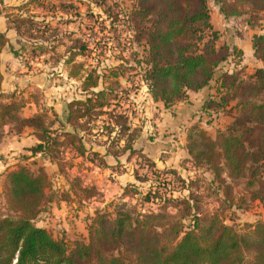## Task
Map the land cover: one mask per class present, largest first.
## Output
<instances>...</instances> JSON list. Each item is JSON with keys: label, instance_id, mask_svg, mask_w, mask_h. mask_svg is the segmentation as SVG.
<instances>
[{"label": "trees", "instance_id": "1", "mask_svg": "<svg viewBox=\"0 0 264 264\" xmlns=\"http://www.w3.org/2000/svg\"><path fill=\"white\" fill-rule=\"evenodd\" d=\"M43 1L29 0L24 7H40ZM100 2L101 6L106 5L107 0ZM216 2L224 17L264 14V0ZM209 20L207 0H137L131 22L137 42L145 50L141 62L146 67L144 82L152 100L161 102L165 108L185 101L188 93H198L214 84L215 96H210L202 109L227 116L231 123L214 139L198 125L189 127L186 162L196 171L210 173L222 186L224 198H229L231 193L227 180L240 182L250 201L257 202L264 210V33L251 38L253 55L261 67L250 75H245L243 70L222 71L220 66L229 60L234 49L216 47L217 33ZM7 22V30L18 34L20 26H24L28 33L35 30V35H28L31 40L41 39L42 44L47 41L44 31L32 29L39 26L32 17L9 16ZM17 45L19 49L14 50L0 34V54L6 46L19 58L24 55L33 58L45 50L37 42L19 41ZM87 50L81 43L70 55L84 56ZM71 61L69 58L64 64ZM119 70V73L115 69L109 71L111 83L107 76L98 75L95 70L84 75L74 73L82 81L83 99L68 101L61 118L51 108L25 118L21 113L27 105L25 101L17 100L14 94L6 96V102L1 101L6 93L2 91L4 77L0 69V140L5 128L15 134L28 128L38 142L26 149L31 157L40 155L44 159L59 154V150H70L77 157L86 158V140L79 133L96 130L97 134L105 132L104 136L109 137L115 131L116 146L122 143L123 147L119 145L122 149L114 155L106 151V155L115 159L126 154L129 157L134 153L137 135L120 111L122 95L117 91V78L122 76L121 71L130 69L125 65ZM103 117H107L105 122L101 121ZM91 154L99 159L100 167L106 166L101 156ZM150 164L153 167V162ZM165 172L172 177L176 174ZM5 175L2 194L6 211L19 216L10 218L7 212L0 213V264H264V222L238 233L223 224L217 211L200 214L196 202L184 198L172 199L168 204L175 214L168 213L167 205L161 208V213H141L137 206L121 202L125 197L140 194L135 185L124 189L120 196L123 198L112 204L111 213L95 212L87 221L86 238L68 247L35 224L42 213L45 191L51 186L44 169L40 167L34 172L21 166ZM136 180L142 183L146 179L136 177ZM178 181L193 182L179 177ZM74 182L78 183L79 179L69 183L67 193L76 201L81 199L79 192H87L88 186L79 189ZM159 195L150 189L137 199L144 203L154 199L153 203L160 199ZM248 255H252V260L248 261Z\"/></svg>", "mask_w": 264, "mask_h": 264}, {"label": "rangeland", "instance_id": "2", "mask_svg": "<svg viewBox=\"0 0 264 264\" xmlns=\"http://www.w3.org/2000/svg\"><path fill=\"white\" fill-rule=\"evenodd\" d=\"M28 1L0 0V34L5 36L14 50L19 49L17 45L19 41L37 42L38 45H43L45 50L33 58L29 55L19 58L9 52V46L2 49L1 54L7 51L10 58L0 61V69L4 77L2 83L4 87H2L7 92L1 101L6 102L5 97L11 94H14L17 100L25 101L27 106L21 112L24 117H32L36 112L49 110L52 106L56 111L61 109L60 106L64 107L65 112L67 100L84 98L81 92L82 81L77 76H73L74 73L83 72L84 75L95 70L98 75L107 76L108 83H111L109 71L115 69L119 73V67L126 65L130 70L121 71L122 76L117 78L119 83L117 91L122 95L120 111L127 116L128 126L131 131L134 130L137 139L134 142L132 155L129 157L127 154L123 155L116 163L111 162V165L100 167L99 159L92 156L91 152L102 154L108 151L110 155L119 152L122 149L119 145L123 146L122 143L116 146L118 134L115 131L109 137L104 136L105 132L97 134L96 130L92 133H79L86 140L84 142L88 150L86 158L77 157L74 151L59 150V154L54 153L42 159L40 155L31 157L30 153L22 147L25 145L23 142L25 137L19 145H22V148L18 154L16 152L18 150L12 148L14 146L12 140L20 134L5 128L0 144L2 147L6 146V149L0 154V158L1 160L6 158V162L10 160L11 163L16 159V164L2 170L3 173L0 174L1 214L7 212L10 218L19 216L8 209L6 211L2 192L5 174L16 167L25 166L34 172L40 167L43 168L51 184L49 190L45 191L42 213L35 219V224L46 229L54 239L63 241L68 247L74 241L86 238L87 221L94 217L95 212L111 213L112 204H116L123 198L117 194L123 193L128 185L121 188L122 191L116 192L118 191L116 187L111 188L107 184V181H115L112 175L130 174L134 178L132 185L137 187L140 194L135 197H125L121 202L137 206L141 213H161V208L167 205L168 213L175 214L176 211L168 204L172 199L176 201L184 198L188 201L192 200L190 201L192 203L196 202L200 214L205 212L210 215L217 211L223 224L232 227L238 233H245L256 223L264 222L263 208L257 202L250 201L240 182L230 183L227 180L226 184L231 186V193L229 198H224L222 186L210 173L204 170L196 171L186 161L168 164L164 168L161 165L157 167L153 163L151 167V159L147 157L143 149L138 148L149 147L148 138H151V135L153 139L157 137L154 130L151 132V95L143 78L146 67L141 64L145 50L143 44L137 42L136 32L131 22L137 0H107L106 5L102 6L100 2L102 0H44L43 6L25 5L24 7V3ZM207 8L210 25L218 37L216 47L229 46L234 49L229 60L220 66L221 70L229 72L243 70L245 75H250L258 66L261 67V62L253 55L251 38L253 35L264 33V14L224 17L216 0H207ZM9 16L32 17L33 21L39 24L32 29L39 28L40 32L44 31L47 41L42 44L41 39L31 40L28 35H35L36 32L33 30L28 33L24 26H20L18 34L11 29L8 32L7 18ZM81 43L88 49L84 56L70 55L71 50L79 49ZM69 58L72 61L65 65ZM70 73H72L71 77H69ZM213 86L214 84H211L203 94L198 95L197 109L188 116L189 127L198 125L211 139H214L218 132L224 131L231 123V119L227 116L204 112L202 109L203 100L215 96ZM28 104L31 105L28 106ZM106 119L107 117H103L101 121L105 122ZM182 139L179 128L178 136L172 139L175 142L176 153L183 149L180 145L183 144ZM169 150H171L169 157H173L174 151ZM38 157L41 161L37 159ZM164 157L166 158V156H160L159 161H165ZM94 166H97L100 171H96ZM165 171H173L176 174L172 177ZM97 172L104 174L101 183L107 188L106 194H101L96 186L92 185L93 188H89L91 186L88 184L87 192H79L81 199L77 198L74 201L72 194L67 193L69 183L79 179L78 183H74L80 189L84 185L85 177L90 179L91 183L94 180L97 181L96 177L99 176ZM136 177L146 180L141 183L136 180ZM178 177L180 180L193 182L182 183L178 181ZM196 179L199 180L196 181ZM150 189L154 192L158 191L160 199L153 203L154 199L150 203L139 202L137 198L145 196ZM85 195L89 197L86 198ZM50 199L51 201L46 202ZM247 259L252 260V255H248Z\"/></svg>", "mask_w": 264, "mask_h": 264}, {"label": "crops", "instance_id": "3", "mask_svg": "<svg viewBox=\"0 0 264 264\" xmlns=\"http://www.w3.org/2000/svg\"><path fill=\"white\" fill-rule=\"evenodd\" d=\"M23 2H24V0H23ZM8 32H9V30H8ZM9 58L10 57H9L7 51L5 53H3V55L0 54V61L6 60ZM2 86L4 87V84H2ZM3 87H2V89H3ZM3 92L7 93L4 91V89H3ZM203 92H205V89L198 92V93H188L187 99L185 101L176 103L175 105H173L170 108H165L161 102H155L151 98V132H152V130H154V134L157 138L153 139V137L151 135V138L150 137L148 138L150 146L149 147L144 146L143 148L142 147H138V148L143 149L144 153L147 154V157L150 158L151 162L156 164L157 167L159 165H161V167L164 168L168 164L169 165L178 164L180 161H187V154L185 151V144H186L185 142H186V132L189 129V123L188 122H189L190 118L188 116H190V114L195 109H197L196 104H198V103L196 102V100L199 99L198 95L203 94ZM205 100L206 99H204L203 101L205 102ZM68 101L69 100H67L65 102V104ZM29 105H31V104H28V106ZM50 108L51 107H49V109ZM52 108L51 109L58 115L59 118L63 117L64 107L60 106L61 109H59V111H56L54 109V106H52ZM38 112H40V111H38ZM38 112H36V113H38ZM29 117H31V116H29ZM29 117L25 116V118H29ZM179 128L181 130V137H183V139H182L183 144H180L183 147V149L181 148L182 149L181 152H179L180 151L179 150L178 153H176L175 152V149H176L175 148V142L172 139H174L178 136ZM16 137L17 138H15V139L12 138V139H14V140H12V142H14L13 145L15 146V147L13 146L12 148H15L16 150H18V151H16L18 154L20 152V148L23 147L25 149H28L30 147L35 146L38 143L36 138L32 134V130L28 129V128L25 129L22 134H20ZM24 137H25V139H24L25 141H23ZM142 137H144V136L142 135ZM22 141L25 143V145H23V146L21 145L22 146L21 147L19 145L22 144ZM158 142H160V143H158ZM167 144H169V145H167ZM1 147H2V145L0 144V154L5 152L3 150L6 149V146H3L2 148ZM133 149H134V146H133ZM169 149H172V151H174L173 157H169V154L171 153V152H169V151H171ZM6 152H8V151H6ZM105 152L106 151H104L102 154L100 152H98L97 154L102 157L103 161L105 162V164L107 166L111 165V162L116 163L117 161L120 160V158L115 159L109 155H106ZM180 155H182L181 158H180ZM160 156H166V158L164 157V159H166V160L163 162L159 161ZM35 157H37V156H35ZM37 159H40V157H38ZM0 160H1V158H0ZM40 161H41V159H40ZM12 164H16V159L12 160V163L10 162V160L8 162H6V158L1 160V162H0V174L3 173L2 170L9 168L10 166H12ZM94 169L96 171H100L97 166L96 167L94 166ZM97 174L99 175L98 177H96L98 179H97V181L94 180L93 183H91L90 179H87L85 177L84 185L89 184L90 186H92V185L96 186V188H98V190L101 194H106L107 188L103 187L104 185L101 183L103 178H104V174L100 173V172H97ZM112 176L115 177V181H113V182L107 181V184L111 188L116 187L118 190L116 192L122 191L121 188L123 189L127 185H132L134 183V178L130 174L117 175V176L112 175ZM121 193L117 194V195L120 197Z\"/></svg>", "mask_w": 264, "mask_h": 264}]
</instances>
